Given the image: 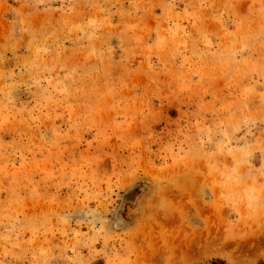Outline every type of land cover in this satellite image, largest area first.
<instances>
[{
    "label": "rangeland",
    "instance_id": "obj_1",
    "mask_svg": "<svg viewBox=\"0 0 264 264\" xmlns=\"http://www.w3.org/2000/svg\"><path fill=\"white\" fill-rule=\"evenodd\" d=\"M0 264H264V0H0Z\"/></svg>",
    "mask_w": 264,
    "mask_h": 264
}]
</instances>
